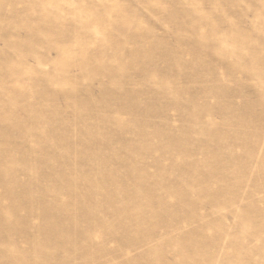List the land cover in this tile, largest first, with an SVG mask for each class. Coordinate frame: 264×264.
Listing matches in <instances>:
<instances>
[{
  "label": "rangeland",
  "instance_id": "obj_1",
  "mask_svg": "<svg viewBox=\"0 0 264 264\" xmlns=\"http://www.w3.org/2000/svg\"><path fill=\"white\" fill-rule=\"evenodd\" d=\"M0 264H264V0H0Z\"/></svg>",
  "mask_w": 264,
  "mask_h": 264
},
{
  "label": "bare ground",
  "instance_id": "obj_2",
  "mask_svg": "<svg viewBox=\"0 0 264 264\" xmlns=\"http://www.w3.org/2000/svg\"><path fill=\"white\" fill-rule=\"evenodd\" d=\"M3 241V240H2ZM5 242V241H4Z\"/></svg>",
  "mask_w": 264,
  "mask_h": 264
}]
</instances>
